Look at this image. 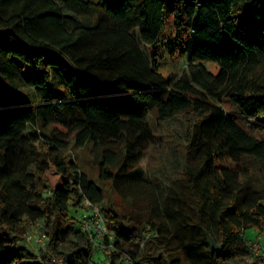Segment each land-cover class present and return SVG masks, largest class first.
I'll return each instance as SVG.
<instances>
[{"label": "trees", "instance_id": "obj_1", "mask_svg": "<svg viewBox=\"0 0 264 264\" xmlns=\"http://www.w3.org/2000/svg\"><path fill=\"white\" fill-rule=\"evenodd\" d=\"M262 2L0 0V264H67L68 254L71 264H100V255L104 264H264L245 236H264ZM168 9L189 55L164 76L134 31L153 48ZM178 115L184 175L161 202L139 162L163 142L149 119ZM84 146L94 178L76 159ZM223 155L232 164L217 167ZM117 194L131 198L128 209ZM83 197L100 205L113 236L101 247L71 213L87 209ZM37 230L39 254L25 242Z\"/></svg>", "mask_w": 264, "mask_h": 264}, {"label": "rangeland", "instance_id": "obj_2", "mask_svg": "<svg viewBox=\"0 0 264 264\" xmlns=\"http://www.w3.org/2000/svg\"><path fill=\"white\" fill-rule=\"evenodd\" d=\"M172 8H175V6ZM262 9H264V2H262ZM168 13L169 9L167 10V23L164 28L163 37L153 48L144 44L140 40L138 30L134 31L135 37L140 43L145 57L149 61H152V53L155 48L157 53V69L164 76H168L172 73H180L186 64L189 55L188 45L185 48H181L175 43L173 37V18L172 14ZM258 22L259 24L255 26V32L264 39V17L259 19ZM199 62L211 73L217 74L219 72L220 68L216 62L207 60H200ZM149 121L153 132L160 137L163 142L161 145L150 146L139 164L144 169L145 175L150 184L156 188L160 201L162 202L168 186L184 175L182 163L185 156L186 143L184 135L186 132V124L183 115L175 116L161 123L155 122L152 118H150ZM261 122H264V116L261 117ZM74 152L82 170H85L90 177H96L97 173L94 168L95 164L92 155L89 152V148H85V146L84 148L76 147L74 148ZM231 164L232 162L226 155H223L216 160L217 167L228 166ZM253 171L258 173V170L256 169H253ZM49 178L53 184H56L59 181L58 177L53 173H50ZM115 197L122 209H128L132 203L130 197L123 198L120 194L115 195ZM87 211L88 209L79 208L77 212L74 213L71 208V213L78 217ZM255 234L256 231L253 229H246L245 231V236L248 238H254ZM34 237L27 240L25 235V242L31 251L39 254L41 248L34 242ZM103 258L104 256L100 255V258L98 259L100 260V264H104V261L102 260Z\"/></svg>", "mask_w": 264, "mask_h": 264}, {"label": "built area", "instance_id": "obj_3", "mask_svg": "<svg viewBox=\"0 0 264 264\" xmlns=\"http://www.w3.org/2000/svg\"><path fill=\"white\" fill-rule=\"evenodd\" d=\"M83 204L87 207L88 211L82 214L80 217V227L87 235L90 242H92L95 246L101 247V241L104 238V235L107 234V226L106 222L101 210V207L98 203H95L88 199L87 197H83ZM108 235L109 241L113 240V236ZM34 237V236H33ZM32 235H27V240H30ZM34 242L40 246V248L44 245V239L40 231H36ZM250 250L256 255H264V236H256L254 238H249L246 241ZM125 261H130L129 257H125ZM59 264L63 263V259H57ZM91 264H97L92 262ZM106 264H110L108 260Z\"/></svg>", "mask_w": 264, "mask_h": 264}, {"label": "water", "instance_id": "obj_4", "mask_svg": "<svg viewBox=\"0 0 264 264\" xmlns=\"http://www.w3.org/2000/svg\"><path fill=\"white\" fill-rule=\"evenodd\" d=\"M207 242L209 245L210 252L219 251L221 249V246L216 245L215 241L213 240V238L211 236H208ZM66 261H67V264L72 263V255L71 254H68L66 256Z\"/></svg>", "mask_w": 264, "mask_h": 264}]
</instances>
